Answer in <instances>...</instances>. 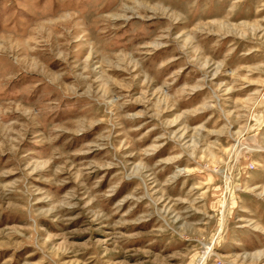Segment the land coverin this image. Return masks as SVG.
I'll use <instances>...</instances> for the list:
<instances>
[{"label":"rangeland","instance_id":"obj_1","mask_svg":"<svg viewBox=\"0 0 264 264\" xmlns=\"http://www.w3.org/2000/svg\"><path fill=\"white\" fill-rule=\"evenodd\" d=\"M0 264H264V0H0Z\"/></svg>","mask_w":264,"mask_h":264}]
</instances>
